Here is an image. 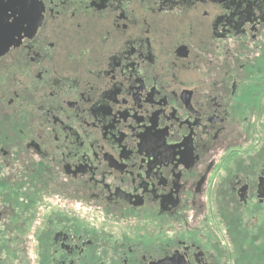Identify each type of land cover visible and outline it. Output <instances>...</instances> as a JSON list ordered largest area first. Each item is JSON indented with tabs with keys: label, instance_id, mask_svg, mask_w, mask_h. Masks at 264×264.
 <instances>
[{
	"label": "flooded vegetation",
	"instance_id": "flooded-vegetation-1",
	"mask_svg": "<svg viewBox=\"0 0 264 264\" xmlns=\"http://www.w3.org/2000/svg\"><path fill=\"white\" fill-rule=\"evenodd\" d=\"M33 1L0 264H264V0Z\"/></svg>",
	"mask_w": 264,
	"mask_h": 264
},
{
	"label": "water",
	"instance_id": "water-1",
	"mask_svg": "<svg viewBox=\"0 0 264 264\" xmlns=\"http://www.w3.org/2000/svg\"><path fill=\"white\" fill-rule=\"evenodd\" d=\"M35 20L33 0H0V54L28 38Z\"/></svg>",
	"mask_w": 264,
	"mask_h": 264
}]
</instances>
